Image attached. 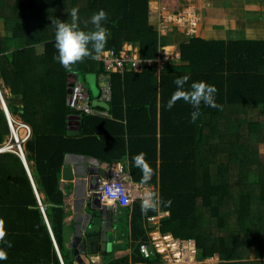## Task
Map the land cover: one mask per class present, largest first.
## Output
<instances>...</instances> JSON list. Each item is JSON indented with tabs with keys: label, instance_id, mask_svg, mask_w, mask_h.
Listing matches in <instances>:
<instances>
[{
	"label": "trees",
	"instance_id": "obj_1",
	"mask_svg": "<svg viewBox=\"0 0 264 264\" xmlns=\"http://www.w3.org/2000/svg\"><path fill=\"white\" fill-rule=\"evenodd\" d=\"M149 1L0 0V92L11 118L31 129L22 147L35 185L15 151H0V249L7 252L0 264H79L68 248L70 222L59 188L68 154L108 165L126 158L134 180L157 185L155 207L144 210L136 201L123 209L129 239L114 249L129 247V254L115 257L112 249L102 253V264L160 262L161 255L146 258L139 251L148 239L145 217L158 210L169 212L161 231L195 240L197 259L264 264V40L189 36L178 44V59L165 60L158 71L161 39ZM74 7L85 30H93L92 15L105 10L111 33L105 51L139 45L151 65L121 74L85 57L63 67L54 59L55 24L71 22ZM10 39L22 45L10 50ZM88 73L109 76V115L80 114V132L71 135L68 122L77 112L68 105L69 74L81 82ZM186 74L189 85L205 81L218 89L220 107L201 105L195 123L182 100L167 107L174 80ZM10 136L0 102V147ZM141 154L143 165L136 159Z\"/></svg>",
	"mask_w": 264,
	"mask_h": 264
},
{
	"label": "built area",
	"instance_id": "obj_2",
	"mask_svg": "<svg viewBox=\"0 0 264 264\" xmlns=\"http://www.w3.org/2000/svg\"><path fill=\"white\" fill-rule=\"evenodd\" d=\"M150 10V9H149ZM200 7L189 3L182 9L172 12L164 6L159 5L155 10L156 28L159 36L170 27L177 26L184 29L186 35H193L197 30L200 20ZM137 51L136 46L124 44L122 49L115 54L112 51H105V54L99 60L103 63L106 71L118 72L123 74L126 71L133 70L141 72L147 65H151L153 60L142 58ZM178 59L176 49H168L160 46L159 55L155 59L157 70L161 68L165 60ZM112 96L111 82L107 74L100 76V101L109 103ZM68 105L77 112L91 115H107L104 109H96L92 105L89 94L79 81H75L71 92L68 95ZM11 134L14 136V143L3 144L0 151H15L20 157L24 156L22 144L31 135V129L27 124H22L26 131V138L19 141L17 131L13 125V119H8ZM16 127V126H15ZM11 135V136H12ZM106 172L99 179L97 192L100 194L101 201L105 204H112L113 209L130 208L135 201H139L144 210L155 207L158 203V189L155 185L146 181H136L131 174L124 170L121 163H112L106 165ZM163 212L157 215H148L145 218V228L148 239L139 245L140 253L146 257L161 255V261L154 264H214L207 259H197V246L193 239L175 238L169 232H162L159 226V220L163 217Z\"/></svg>",
	"mask_w": 264,
	"mask_h": 264
},
{
	"label": "crops",
	"instance_id": "obj_3",
	"mask_svg": "<svg viewBox=\"0 0 264 264\" xmlns=\"http://www.w3.org/2000/svg\"><path fill=\"white\" fill-rule=\"evenodd\" d=\"M193 3L200 7L199 17L200 20L197 25V30L195 35H200L206 39H220V40H237V39H251V40H264V0H150L149 1V9L153 18L154 24L157 25L156 21V13L155 10L159 5L164 6L168 11L176 12L182 9L185 5ZM3 22V21H2ZM1 26V22H0ZM4 22L2 23L1 29H3ZM188 35H186L184 29L179 28L177 26H170L161 36V44H165V50L168 51L169 48L174 47L176 49V53L179 56L177 51L178 44L180 41L185 40ZM166 41V43H165ZM22 40L18 39H10L8 40V45L10 46V50H13L22 45ZM139 46V45H138ZM137 45L136 47L139 48ZM99 61V60H98ZM100 62V61H99ZM97 62L95 65V69L99 70L101 65ZM98 73H88L84 76V80L81 81L84 89L90 95L91 99L94 101H100V77L97 75ZM75 77V74H69V79L72 81ZM6 92H9L10 89H5ZM68 95V94H67ZM68 99V96H67ZM96 109H100L99 107H103L98 103L94 106ZM108 111V110H107ZM109 113V112H108ZM107 113V115H109ZM74 115H79L78 113ZM103 115V116H107ZM97 116V115H96ZM207 118V116H205ZM20 122H17L16 119H13L15 126L24 124L21 119ZM80 119H72L68 122L67 130L71 135H78L80 132ZM78 127V129H76ZM70 128H75L76 130H71ZM74 132V134H72ZM19 138V137H18ZM83 157V159H80ZM69 159L72 162L73 166L80 165L85 168L96 167L98 166L101 174L106 172V162L101 161L96 156H87L83 154H70ZM121 163L124 167V170L128 173L129 171V162L125 158L124 160L117 161ZM116 163V162H114ZM100 174V175H101ZM87 183H80V186H75V181H64L62 178L60 179L59 188L64 193V209L67 213V220L70 222V234L72 232V217H73V209L76 205L75 197L80 192H84L86 190ZM155 185V184H153ZM157 187V185H155ZM161 210H158L157 213L153 215H157ZM124 210L118 209L117 213V223H115V228L113 230V242L112 249L113 255L115 257L123 256L129 254L130 248L124 249H114L116 245L120 246L122 243L128 242L129 239V225L128 218H125L123 214ZM163 217L159 220V226L161 227L162 221L169 217V212H163ZM121 216V217H120ZM123 218L127 221L124 223H119V219ZM146 218V217H145ZM188 240V239H185ZM111 249V250H112ZM111 250H106L104 252H98L97 254H92L85 258L84 261L87 264H102L104 263V257L101 256L102 253L111 252ZM91 259V260H90ZM91 261V262H89Z\"/></svg>",
	"mask_w": 264,
	"mask_h": 264
},
{
	"label": "clouds",
	"instance_id": "obj_4",
	"mask_svg": "<svg viewBox=\"0 0 264 264\" xmlns=\"http://www.w3.org/2000/svg\"><path fill=\"white\" fill-rule=\"evenodd\" d=\"M70 16H71V22L57 21L55 24L54 47L57 50V56L54 57V59H56L65 68H68L76 64L85 57H89L93 60H100L102 56L105 54L107 40L111 35L110 31L105 27V22L108 19L105 10L101 9L92 15L91 24L93 25V30H85L81 28V25L79 23L78 8L74 7L71 10ZM161 46H165V45L161 44ZM190 79H191L190 74H186L174 80V84L176 85V91L172 94L167 107L170 110L175 105L177 100H182L184 103L192 107L193 111L190 114L191 122L195 123L201 115V105L212 108H218L220 106L216 102V95L218 89L216 88L215 85L208 84L205 81H198V82L193 81L189 85ZM104 110L107 111V109ZM77 113L83 114L81 112H77ZM136 159L140 165H143L144 163L143 154L138 156ZM30 175L28 176L30 177L31 182L35 188L33 179ZM35 193L37 194L38 197L37 191H35ZM118 209H113V210L117 211L118 213ZM0 235H2V233H0ZM8 247L10 248L11 244H8ZM57 251L59 253L58 249ZM6 259H7L6 250L0 249V261H4Z\"/></svg>",
	"mask_w": 264,
	"mask_h": 264
},
{
	"label": "water",
	"instance_id": "obj_5",
	"mask_svg": "<svg viewBox=\"0 0 264 264\" xmlns=\"http://www.w3.org/2000/svg\"><path fill=\"white\" fill-rule=\"evenodd\" d=\"M74 82L75 78L68 82V95ZM0 102L7 119H10L9 111L1 94ZM96 103L109 110V104L92 100L93 106ZM76 118L80 119V116L72 115V119ZM70 129L76 130L78 127ZM69 155L65 156L63 162L62 179L64 181H75L76 187L80 186L82 180V183H87V187L84 192H80L75 197L76 205L74 206L72 217L73 231L71 232L68 248L73 250L75 259L79 264H87L83 258L94 253L97 254L98 252L112 249L113 230L118 220L117 211L113 210L111 203L105 204L101 202L97 187L103 173L101 174L98 166L89 168L80 165L73 166ZM80 159H83V157H80ZM21 160L27 174L30 175L25 157L22 156Z\"/></svg>",
	"mask_w": 264,
	"mask_h": 264
},
{
	"label": "rangeland",
	"instance_id": "obj_6",
	"mask_svg": "<svg viewBox=\"0 0 264 264\" xmlns=\"http://www.w3.org/2000/svg\"><path fill=\"white\" fill-rule=\"evenodd\" d=\"M3 20H0V22H1V26H0V30L2 31V29H1V27H2V22ZM3 33V32H2ZM160 39H161V37H160ZM165 43H166V41H165ZM137 48V47H136ZM174 47H171V48H169V49H173ZM137 51H139V48H137ZM139 55H140V53H138ZM80 79H82V78H80ZM14 119H16L17 120V122H20V118L19 117H17V116H14ZM14 123V122H13ZM14 125H15V123H14ZM14 128L16 129V131H17V136L19 137V141L21 142L22 141V139L23 138H26L25 136H26V131H25V129L23 128V126L20 124L19 125V123L17 124V128L14 126ZM20 130H22V131H20ZM12 135V134H11ZM11 139H13V141H12V143H14L15 142V140H14V136L12 135V136H10V137H8V138H6V140H5V142H4V144H7V143H11ZM27 163V162H26ZM213 172H215L216 170L215 169H213L212 170ZM121 217V216H120ZM119 223H122L121 222V218L119 219ZM215 260V261H214ZM218 261V258L217 257H213V258H211V260H209L208 262L209 263H216Z\"/></svg>",
	"mask_w": 264,
	"mask_h": 264
},
{
	"label": "bare ground",
	"instance_id": "obj_7",
	"mask_svg": "<svg viewBox=\"0 0 264 264\" xmlns=\"http://www.w3.org/2000/svg\"><path fill=\"white\" fill-rule=\"evenodd\" d=\"M166 49V48H165ZM215 261V260H214Z\"/></svg>",
	"mask_w": 264,
	"mask_h": 264
}]
</instances>
